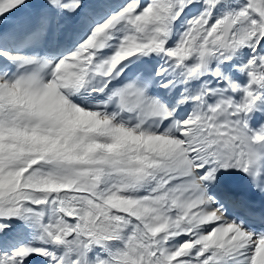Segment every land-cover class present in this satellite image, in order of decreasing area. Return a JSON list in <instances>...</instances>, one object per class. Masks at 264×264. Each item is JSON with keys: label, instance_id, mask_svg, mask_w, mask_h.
I'll return each instance as SVG.
<instances>
[{"label": "snow or ice", "instance_id": "snow-or-ice-1", "mask_svg": "<svg viewBox=\"0 0 264 264\" xmlns=\"http://www.w3.org/2000/svg\"><path fill=\"white\" fill-rule=\"evenodd\" d=\"M0 264H264V0H0Z\"/></svg>", "mask_w": 264, "mask_h": 264}]
</instances>
